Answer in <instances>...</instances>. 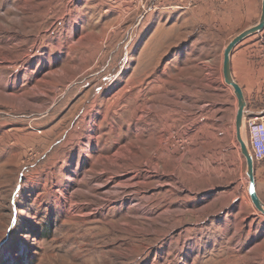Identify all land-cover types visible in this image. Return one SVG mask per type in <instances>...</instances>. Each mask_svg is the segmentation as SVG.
<instances>
[{"label": "rangeland", "instance_id": "1", "mask_svg": "<svg viewBox=\"0 0 264 264\" xmlns=\"http://www.w3.org/2000/svg\"><path fill=\"white\" fill-rule=\"evenodd\" d=\"M262 1L0 0V264H264Z\"/></svg>", "mask_w": 264, "mask_h": 264}, {"label": "water", "instance_id": "2", "mask_svg": "<svg viewBox=\"0 0 264 264\" xmlns=\"http://www.w3.org/2000/svg\"><path fill=\"white\" fill-rule=\"evenodd\" d=\"M263 31H264V0L262 1V14L258 24L238 35L225 49L223 75L226 85L234 91L235 97L237 99V114H236L235 128H236L237 140L240 145V151L243 157L245 158L247 164V177L249 180L248 193L255 208L261 214L264 215V202L259 197L257 190L255 161L251 154L245 135L244 118L247 110V101L245 99V95L242 88L234 79L232 72V63H231L234 50L249 37L255 36Z\"/></svg>", "mask_w": 264, "mask_h": 264}, {"label": "built area", "instance_id": "3", "mask_svg": "<svg viewBox=\"0 0 264 264\" xmlns=\"http://www.w3.org/2000/svg\"><path fill=\"white\" fill-rule=\"evenodd\" d=\"M244 128L248 145L256 162L264 160V114H245Z\"/></svg>", "mask_w": 264, "mask_h": 264}, {"label": "crops", "instance_id": "4", "mask_svg": "<svg viewBox=\"0 0 264 264\" xmlns=\"http://www.w3.org/2000/svg\"><path fill=\"white\" fill-rule=\"evenodd\" d=\"M239 86L242 87L243 90H245L243 85H239ZM259 111H262V112L259 113ZM259 111H258V110H256V111H251V110L247 109V110H246V114H247V113H249V114L252 113V114H257V115H259V114H264V109H260Z\"/></svg>", "mask_w": 264, "mask_h": 264}, {"label": "snow or ice", "instance_id": "5", "mask_svg": "<svg viewBox=\"0 0 264 264\" xmlns=\"http://www.w3.org/2000/svg\"><path fill=\"white\" fill-rule=\"evenodd\" d=\"M12 223H13V227H15V223H16L15 220H13ZM24 235H28V233H24ZM22 242L26 243V241H22Z\"/></svg>", "mask_w": 264, "mask_h": 264}, {"label": "trees", "instance_id": "6", "mask_svg": "<svg viewBox=\"0 0 264 264\" xmlns=\"http://www.w3.org/2000/svg\"><path fill=\"white\" fill-rule=\"evenodd\" d=\"M47 238V237H46Z\"/></svg>", "mask_w": 264, "mask_h": 264}]
</instances>
